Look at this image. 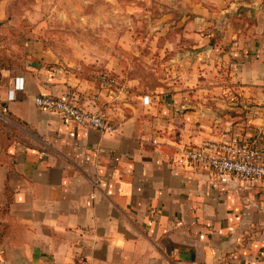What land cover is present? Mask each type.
Here are the masks:
<instances>
[{"label": "crops", "instance_id": "crops-1", "mask_svg": "<svg viewBox=\"0 0 264 264\" xmlns=\"http://www.w3.org/2000/svg\"><path fill=\"white\" fill-rule=\"evenodd\" d=\"M134 1L151 5L162 80L177 86L122 118L0 0V264H264V186L177 162L204 140L264 143V0ZM38 95H69L118 132Z\"/></svg>", "mask_w": 264, "mask_h": 264}, {"label": "rangeland", "instance_id": "rangeland-1", "mask_svg": "<svg viewBox=\"0 0 264 264\" xmlns=\"http://www.w3.org/2000/svg\"><path fill=\"white\" fill-rule=\"evenodd\" d=\"M13 8L14 25L21 28L24 39L42 40L87 88L112 94L103 105L109 113L120 112L125 118L139 105L143 93L161 97V87L173 90L177 86L162 80L160 52L154 45L160 39L159 28L152 26L153 18L143 16L151 8L147 2L15 0ZM127 43L135 45L128 48ZM115 60H119L120 75ZM170 71L172 76L176 69ZM118 76L124 80L129 76L133 83L127 88ZM153 101L162 103L157 97Z\"/></svg>", "mask_w": 264, "mask_h": 264}, {"label": "built area", "instance_id": "built-area-1", "mask_svg": "<svg viewBox=\"0 0 264 264\" xmlns=\"http://www.w3.org/2000/svg\"><path fill=\"white\" fill-rule=\"evenodd\" d=\"M18 88H23V84H18ZM34 100L39 108L55 112L79 125L110 134L118 132V126L114 122L109 121L100 112L83 107L69 95H38ZM142 100L146 105L152 102L148 94H144ZM7 120V107L0 106V121ZM154 142L157 143V140ZM177 162L192 168L209 166L213 181L216 183H227L236 179L261 183L264 186V143L262 142L204 140L183 150Z\"/></svg>", "mask_w": 264, "mask_h": 264}]
</instances>
